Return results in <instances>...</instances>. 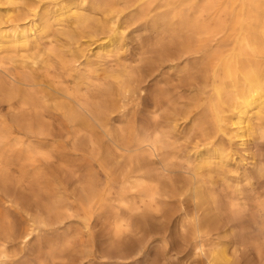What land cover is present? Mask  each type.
<instances>
[{"label": "rangeland", "instance_id": "rangeland-1", "mask_svg": "<svg viewBox=\"0 0 264 264\" xmlns=\"http://www.w3.org/2000/svg\"><path fill=\"white\" fill-rule=\"evenodd\" d=\"M52 1L55 0H42L41 6ZM166 1L155 0L149 7L135 9L132 0H124L118 8L123 10L122 15L126 16V28L120 47L105 56V50L111 42L104 39L87 49L90 51L88 54H92V62L96 63L98 68V80L94 77L92 83L82 87L81 92L86 93L83 100L85 103L82 105H85L89 112H85V108L80 111L83 120L81 122H70L52 107L51 102L48 103L50 112L47 109L48 113L45 112L44 117L34 118L33 115L28 116L13 110L7 99H4L7 91L4 86L6 87L7 83L0 73V87L3 84L4 91H0V172L5 173L6 178L4 184L0 183V225L5 230L11 223L13 230L18 234L30 223L41 227L29 243L22 244L19 240L12 243L14 245H11L10 256L12 260L14 258L17 261L15 260V263L10 260L9 264H207L206 260L193 250L194 200L190 196L181 197L177 191L180 185L189 180L190 171L197 161L193 142L202 129L200 119L205 118V113H198L195 123L191 120H172L173 117L178 118L189 110L201 111L202 108L198 107L201 103L198 100L200 97L196 96H201V90L208 80L207 76H210L205 69L208 58H201L198 54L184 55L182 52V47L198 36L196 29L190 27L189 22L196 19L206 21L203 25H209L207 28L212 29L209 32L206 28L210 38L209 50L225 51L231 49L232 41L225 39V31L216 34L220 31L217 21L229 26L235 18V13L228 8L231 5L227 4L229 0H201L197 6L199 8L191 11H186L189 3L187 5L186 2L172 0L171 6L165 7ZM14 7L1 4L0 21L4 10L13 11ZM201 10L202 17H199ZM51 16L55 18L58 15ZM55 24L53 23L51 30L57 29ZM1 27L4 32H8L5 25L0 24V30ZM6 38L8 39L4 37L0 40L5 42ZM49 39H53V33L44 37L41 43L46 45ZM47 47L51 48L53 44L47 43ZM5 53L10 54L9 51ZM3 54H0V59L5 56H2ZM52 68L40 73L60 88L75 86L74 81L58 66ZM115 68L120 73L131 74L129 83L126 81L127 83L121 85L124 87L129 84L133 89L132 94L127 96L129 99L126 97L124 102V95L121 96L122 87L119 88V83L115 84L112 79L117 73ZM130 95L132 96L129 97ZM244 140L248 143L247 150L241 152L240 149L235 155L243 156L242 165H236V161L227 157L225 161L228 165L223 168L213 164L205 168V175L212 176L214 182L209 181L206 184L212 201L203 205L205 214L204 211L201 213L208 219H219V226L222 227L218 228L217 232L214 231V242L222 243L224 246L220 248L226 250L224 254L217 252L216 264H264V172L260 176L256 173L258 169L264 170V137L257 132L246 136ZM146 144L157 145L158 151L155 155ZM224 147L226 153L231 152L232 147L227 142ZM201 151L204 152L203 149ZM218 159V156H214L213 162ZM230 168L235 170L230 173L231 178L220 175L228 174ZM247 175H252L250 182L244 180ZM61 178L63 182L59 181ZM90 181L95 187L93 190H100L103 185L107 187L108 203L105 211H98V214L95 212L94 218L90 220L91 226L85 228L82 227L79 216L80 208L85 202L83 190L87 185H91ZM44 182L48 183V188L44 186ZM44 187L47 191H42ZM50 188L52 191L49 194L52 195L54 191L53 201L50 195L44 193L49 192ZM149 188L157 191L156 195L163 194L164 197L162 195L161 199V196L159 198L154 195L153 199L156 201L151 203V198L145 194V190ZM173 189L177 196H172ZM55 196L59 198L55 200ZM43 197L50 200L48 204V200H43ZM6 200L8 203L4 202ZM69 201L72 204L75 201L73 206ZM53 202L57 205L60 202L59 207ZM64 204L68 207L65 208ZM184 204L189 206L190 213L187 216L182 210ZM55 205L56 209L59 208L56 214ZM39 206L45 210L41 209L45 219L50 217L47 212L53 215V222H50L53 226L41 215ZM2 208H5L8 214L4 209L2 212ZM24 210L27 211L26 214ZM141 212L144 213L142 219ZM147 212L150 213L149 216ZM32 214L33 217L30 216ZM57 214L67 219L64 221L70 222L55 224ZM55 215L57 216L54 218ZM75 218L79 224L73 221ZM123 218H127V223L121 221ZM186 221H190L189 225ZM67 223L72 226L69 227ZM45 225L51 228L52 232L51 229H44ZM53 227L56 229L55 235H52L55 230ZM2 229L0 228V237ZM78 229H84V233L81 234ZM44 232L49 237L42 235ZM56 232L60 238L58 241Z\"/></svg>", "mask_w": 264, "mask_h": 264}, {"label": "bare ground", "instance_id": "bare-ground-1", "mask_svg": "<svg viewBox=\"0 0 264 264\" xmlns=\"http://www.w3.org/2000/svg\"><path fill=\"white\" fill-rule=\"evenodd\" d=\"M154 1L155 0H132V6H134L135 9H140L145 6L149 7L151 3ZM200 1L201 0H180V2L182 3L185 2L186 4L189 3V7L186 11L195 10L196 8L198 9L199 7L197 6ZM171 2L172 0H167L166 6L165 5L164 6L165 7L171 6L172 4ZM41 3L42 0H34L33 2H28L27 0H0V5L7 4L9 6L10 5L15 6L12 9L13 11L9 9L4 10V14H2L3 15L2 21H0V24L5 25L6 26L5 29L8 30V32H4L3 30L4 28L1 27L2 30H0V39L2 38L4 39V37H8V39L6 38L7 41L5 42L3 40H0V54H3L7 51L10 52L9 55H7V53L3 54L2 56L5 55L6 57L4 56L0 59V73L3 75V78L6 80L5 82L7 83V86L6 87L4 86V88H6L7 90L5 92L6 95L4 94L5 95L4 99L5 100L7 99L6 101L9 102V106L13 110H17V112H20L22 114H28V116L33 115L34 118L37 116L44 117L45 112H47L48 111L47 109L50 108L48 106V103L50 104L51 102V104L53 103L52 107H54L56 111L57 110L60 111L64 117L70 120V122L72 123L81 122L83 120L80 111H84L83 109L85 108V112H89L88 109H86L85 105H82L85 103V102L83 103V100H85L86 93L84 92L85 94H83L81 90L82 87L84 86L87 87L90 83L93 82L92 79L96 77V72L98 71V68L95 65L96 63L92 62L91 60L92 54L91 55L88 54L90 51L87 49H89L90 46L104 39H109V42H111V44H109L105 50V56L108 55L109 53H112L113 51L117 50L118 47H120L121 40L124 34L123 31L126 28V21H125L126 16L122 15L123 10H118V8L120 5H122V3H124V0H55L50 2L48 5L46 4L45 6L43 5L41 6ZM221 3L223 4V2ZM227 4L231 6L230 7L229 5H227L229 6L228 8H230L231 11H234L235 18L230 22L231 24L229 23L230 24L229 26H225V23L218 20L217 27L220 29V31L216 32V34L225 31V39L232 41L231 49L225 51H218V52L210 51L208 48V41L210 39L208 38V35L210 30L212 29L209 30L207 28L209 25H207V27L206 24L203 25V23H206L205 20H204L205 22H202L203 19L202 20L196 19L194 21L189 22L190 27H194L196 29L198 36H195V38L196 37L197 38L196 39L193 38V40L189 41L188 43H186L187 42L186 40L185 42L186 44L184 43L185 45L184 46L182 45L183 46L182 52L184 53V55L185 53L189 55L198 54L201 56V58H208L205 69L207 72H209L210 76L209 77L207 76L208 80L206 85L201 90L200 93L201 96L199 95L196 96V97H200L198 100H200L201 103H199L200 106L198 105V107L202 108L201 111L199 110L195 111L193 109L195 112L189 110V112H185V113L183 112V114L179 115L178 118L173 117V120L170 118L173 122L179 120L180 121L191 120V122L195 123L198 120L197 118H195L196 115L200 112L205 113V118L201 116L202 115L201 113H200L201 115H198L201 116V118H203L200 119L202 129L200 130V133L196 135L193 142V148L195 149V153H196L195 158H197L196 159L197 161L195 162V165L192 167L190 171L189 180L184 182L185 184L183 183L182 186L180 185L179 190L177 189L176 190L179 193L178 195H180L181 197L190 196L194 200L193 202L195 206L192 208V209L195 208L194 210L195 216L194 219L192 220V224L194 228L193 250L198 252L197 254L202 258H204L207 264H216L217 252L218 253L222 252V254H224L226 250L225 248H220L224 246L222 243L214 242L216 240L214 238V235L216 236L215 232H217L218 228L222 227V225L219 226L220 225L219 219L217 220L213 218L208 219L206 218V215L204 216L205 211L202 208L203 205H207L212 201L210 199L211 197H209L210 194L208 192L206 184L209 181H213L212 176L205 175L206 174L205 168L206 166H210L212 164L217 166L218 168H223L225 165H228V162L225 161V158L227 157L236 161V165H242L244 160L243 156L239 155V157H235V155L237 154V151H240V149L241 152H245L247 150L248 143L247 141L244 140L245 137L257 132L261 134L262 138L264 137V0H229ZM214 7L215 6H213V8ZM167 9L165 11H167ZM201 12L202 10L199 12V17H202ZM52 14L58 16L55 18H51L53 17L51 16ZM41 21L44 22L42 23ZM39 22L41 23L39 24ZM53 23L54 24L56 23L54 25L57 27L56 30H51ZM37 27L38 29H36ZM206 28L208 29L209 32L207 31ZM51 33H53V39H49L46 42V45H43V43H41V40L44 39V37H49V34ZM194 34L196 35L195 31ZM47 43L53 44V47L48 48ZM54 66H58L59 69L64 71L67 74V77L71 78L74 81L75 86H73L72 88H64L63 86V88H60L57 85H55L52 82V80L51 81L47 80L46 76L40 73L43 72V70H47V69L50 70L49 68L53 69L52 67ZM117 68H115L117 70L115 72L117 73L113 75V78L112 77L111 78L114 79L115 84L116 82L119 83L120 85L119 88L122 87L123 92L121 93V96L124 95L123 96L124 100H122V98H120V100L124 102L125 98L131 92H133V89L132 87H130L129 84H126L124 87L121 85L127 82L129 83L128 80L131 77V74L120 73V71H118ZM154 68L156 69V67ZM113 69L114 68H112V70ZM97 78L98 77H96V80H98ZM108 78L110 79V77ZM1 85L2 87H0V91H2L3 89V84ZM2 92L4 93V91ZM117 93H119V91ZM131 96L132 95H130L129 97ZM127 99L129 98L127 97ZM114 100L116 101V99ZM115 101H111V102H115ZM111 105L112 107L115 108V104L112 103ZM88 106L90 105L88 104ZM97 108L95 109L97 110ZM51 110L53 111L52 108ZM143 132L145 133V131ZM226 142L230 147H232L231 152L229 153H226V148L224 147V144ZM148 146L149 145H147V147ZM235 146L237 147L236 149ZM149 148L151 149L154 155L158 151L156 144H151ZM201 149H203L204 152L201 151ZM94 153L95 152H93V154ZM214 156L219 157L217 162H213ZM230 166L231 165H229V167ZM233 172H235V170L231 169L228 174L220 173V175L225 178H231L230 173ZM263 172H264L263 169L260 170L258 169L256 171V173L259 176L262 175ZM251 176L252 175L244 176V180L250 182L252 180ZM5 179H6L5 173L0 172V183L4 184L6 182ZM61 180H63V178L59 179L60 182H63ZM44 183H45L44 186L48 185L47 182ZM59 184H60L59 186L62 187L61 183ZM80 184L81 183H79V185ZM89 184H91V181L89 182ZM51 185L52 184H50L49 186L51 187ZM51 188L49 192H44V193L48 194V196L50 195L53 201L52 196H54L53 194L54 191L52 192V195L49 194L52 191ZM93 188L95 189V187L91 184L84 187L83 190V196L85 197L84 198L85 202L82 204V207L80 208L81 214L79 216L80 218L79 220L84 225V226L82 225V227L85 228H89L91 226L90 220L95 215V212H97L96 214H98V211H105L108 203V191H107L108 189H106L107 187L105 188V186L103 185V187L100 190H93ZM44 190L47 191L45 187L44 189H42V191ZM145 191H146L145 194L151 198V203L152 202L154 203V201H156L153 199L154 195L159 196L156 195L157 191L154 192L150 188ZM172 191L174 192V193L172 192L173 193L172 196H177L174 189ZM162 195L163 194L160 195L161 199H162ZM142 196L144 197L145 195ZM1 198L3 199V197ZM56 198L59 197L55 196L54 199L56 200ZM19 199L20 198H18V201L20 202ZM45 199L48 200L47 197ZM45 199L43 197V200ZM49 201L50 200L47 201V204ZM4 202L8 203L7 200ZM141 202H144V200H141ZM74 203L75 201L73 202V204ZM157 203L155 202V204ZM54 204H56V202ZM56 205L54 206V208L56 207ZM59 205L57 206L59 207ZM11 206L14 205L11 204ZM20 206L19 209L21 208ZM65 206L66 205L64 204V207ZM39 207H38L39 210H41L42 209L41 206ZM58 207L57 209H59ZM188 207L189 206H187L186 204H184L183 206L182 210L185 216H187L190 213ZM3 209L6 211L5 208H2L1 209L2 212ZM9 209L8 211H10L11 213V209L10 210ZM27 209L28 207L26 208V210ZM57 209L55 210L56 211L55 214L57 213ZM42 210L40 212L42 213L41 215H43V211H45ZM49 210L51 212L50 208ZM146 210H144V212H146ZM262 210L264 217V206L262 207ZM16 211H18V209H16ZM78 211L80 213L79 209ZM201 211H204V214H202ZM26 212L27 211H25V214ZM69 212H70V208H69ZM142 212L140 218L142 214H144ZM149 212L151 213V210ZM47 213L48 216L50 215L51 219H49L50 217L48 219H45L44 215L43 217L45 220H47V222L49 221L48 224H50V226H53V224H51L53 222V218H52L53 215H51L49 212ZM79 213L77 212V216ZM136 213L135 215L137 216ZM150 213L147 212V215L148 214L150 215ZM99 214L101 213L99 212ZM2 215H4V213H2ZM57 215H55L54 218ZM27 216L25 217L28 218ZM30 216L33 217L34 215L32 214ZM37 218L39 219L38 216ZM76 218L73 221H76L77 220ZM64 219H66L64 218V216L60 217L58 215L55 224H63ZM34 220L36 219L34 218ZM45 220H44V224L47 223V222L45 223ZM121 221L127 223L128 220L127 218H123V220ZM35 222H37V220ZM186 222L188 223V221ZM71 223L73 222L71 221ZM71 223L70 224L67 223V225H69L70 227L72 226ZM9 224L10 225L5 230L2 229V226L0 225V228L2 229V236L0 237V264H7L10 260L11 261L14 260V258L12 260L10 256V248H12V246L14 245L12 243H16L17 240H19L20 243L22 244L29 243V241H31V238L37 232H39V229H41V227L39 228L38 226H36V224L28 223L29 225L27 227L23 226L25 227V229L22 227L24 230L18 234L16 233L17 231L15 232V230H13L11 223ZM55 224L54 226L57 227ZM67 225H65V227ZM15 227H19V226H15ZM46 227L44 229H51L48 228V226ZM76 227L78 228V226ZM81 229L78 230L81 231ZM83 230L81 231V234L84 233ZM50 231L52 232V229ZM55 231L56 229L53 231V233ZM57 232H56L57 235L56 238L58 241L60 238ZM42 235H45V232ZM52 235H55V233ZM53 242L54 241H52V243ZM12 253L11 255L13 254L15 255V253L13 254ZM227 262H230V260H227ZM203 263L205 264V262Z\"/></svg>", "mask_w": 264, "mask_h": 264}]
</instances>
